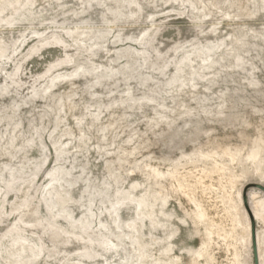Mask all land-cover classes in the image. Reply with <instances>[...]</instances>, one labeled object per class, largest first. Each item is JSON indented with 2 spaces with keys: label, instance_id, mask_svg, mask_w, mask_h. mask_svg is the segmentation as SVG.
<instances>
[{
  "label": "rangeland",
  "instance_id": "rangeland-1",
  "mask_svg": "<svg viewBox=\"0 0 264 264\" xmlns=\"http://www.w3.org/2000/svg\"><path fill=\"white\" fill-rule=\"evenodd\" d=\"M250 183L264 0H0V264H254Z\"/></svg>",
  "mask_w": 264,
  "mask_h": 264
},
{
  "label": "water",
  "instance_id": "water-1",
  "mask_svg": "<svg viewBox=\"0 0 264 264\" xmlns=\"http://www.w3.org/2000/svg\"><path fill=\"white\" fill-rule=\"evenodd\" d=\"M251 188L257 189L264 193V186L258 183H250L247 184L241 194V199H242V205L243 208L246 212V215L249 220V225H250V237H251V247H252V253H253V259H254V264H259L258 263V254H257V244H256V226H255V219L254 215L248 205L247 201V191Z\"/></svg>",
  "mask_w": 264,
  "mask_h": 264
},
{
  "label": "bare ground",
  "instance_id": "bare-ground-1",
  "mask_svg": "<svg viewBox=\"0 0 264 264\" xmlns=\"http://www.w3.org/2000/svg\"><path fill=\"white\" fill-rule=\"evenodd\" d=\"M245 211V210H244ZM246 213V212H245ZM250 241H251V237H250ZM256 244H257V240H256ZM257 254H258V251H257ZM258 263H259V260H258Z\"/></svg>",
  "mask_w": 264,
  "mask_h": 264
}]
</instances>
